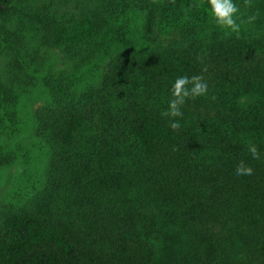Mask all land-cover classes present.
Returning <instances> with one entry per match:
<instances>
[{
  "label": "trees",
  "instance_id": "16d2710c",
  "mask_svg": "<svg viewBox=\"0 0 264 264\" xmlns=\"http://www.w3.org/2000/svg\"><path fill=\"white\" fill-rule=\"evenodd\" d=\"M234 2L238 36L201 0H0V20L27 6L38 66L62 60L30 113L39 187L0 204V264H264V0ZM194 75L206 95L163 116ZM15 79L0 78V135L17 129Z\"/></svg>",
  "mask_w": 264,
  "mask_h": 264
},
{
  "label": "rangeland",
  "instance_id": "374dc122",
  "mask_svg": "<svg viewBox=\"0 0 264 264\" xmlns=\"http://www.w3.org/2000/svg\"><path fill=\"white\" fill-rule=\"evenodd\" d=\"M27 11V6L19 7L6 19L0 20V28L6 36L10 37L9 41L5 37L0 38V78L4 83H8L11 72L18 76V80L15 79L18 83L14 80V90L18 93L17 129L12 130L14 132L12 135H0V155L12 158V154H15L14 163L0 167V204L5 203L10 206H18L27 201L36 192L33 189L39 187L40 166L45 160V150L31 144L30 113L32 108H38L45 102L40 85L41 78L48 69H52L53 66L55 69L59 67L62 61L58 52H49L46 53L47 56L56 59L55 63L53 64L49 59H41L43 63L38 66L34 59L40 58L33 57V51L26 47L29 45L28 40L31 34ZM15 47L19 49V53L13 54L11 49ZM40 54L43 56V52ZM34 68H36L35 71ZM32 76L35 78L34 86L25 89L24 84ZM75 78L79 77L75 75ZM19 149L24 152H17ZM16 157L22 160L19 161Z\"/></svg>",
  "mask_w": 264,
  "mask_h": 264
},
{
  "label": "clouds",
  "instance_id": "9594fccd",
  "mask_svg": "<svg viewBox=\"0 0 264 264\" xmlns=\"http://www.w3.org/2000/svg\"><path fill=\"white\" fill-rule=\"evenodd\" d=\"M206 3L210 19L214 24L224 31L226 36L236 34L237 36L241 30V17L240 7L234 2V0H201V4ZM198 7L201 5H197ZM251 0H244V7H251ZM256 19V15L248 17L247 22L251 23ZM207 69H203L206 71ZM171 99L168 103V109L162 113L163 116L169 118L182 117V106L189 99H196L206 95L208 91V85L204 81L202 76L194 75L191 77L181 76L176 78L171 87ZM170 128L177 130L180 128L178 120L171 121ZM248 152L251 154L254 160H260L261 155L257 146L249 142ZM236 175H252L253 168L246 165L244 161H241L236 166Z\"/></svg>",
  "mask_w": 264,
  "mask_h": 264
}]
</instances>
